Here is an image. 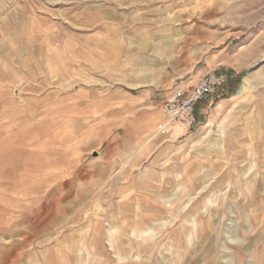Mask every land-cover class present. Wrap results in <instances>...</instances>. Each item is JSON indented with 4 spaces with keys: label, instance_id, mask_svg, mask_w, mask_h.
<instances>
[{
    "label": "rangeland",
    "instance_id": "374dc122",
    "mask_svg": "<svg viewBox=\"0 0 264 264\" xmlns=\"http://www.w3.org/2000/svg\"><path fill=\"white\" fill-rule=\"evenodd\" d=\"M212 56L233 83L190 130L160 136L162 101ZM1 106L8 172L46 130L44 181L36 150L26 188L0 178V264H264V220L236 213L227 188L257 175L264 210V0H0ZM214 176L226 197L192 225L191 194Z\"/></svg>",
    "mask_w": 264,
    "mask_h": 264
},
{
    "label": "bare ground",
    "instance_id": "6f19581e",
    "mask_svg": "<svg viewBox=\"0 0 264 264\" xmlns=\"http://www.w3.org/2000/svg\"><path fill=\"white\" fill-rule=\"evenodd\" d=\"M255 78V75L253 74H249L247 75L243 80H242V83H241V86L239 88V90L237 91V94L234 96V98H238V97H247L249 96V93L250 91L252 90L251 87L253 85V79ZM257 83V82H256ZM167 122V121H166ZM177 127H174L176 126ZM183 130H185V127L182 126V125H179V124H175V125H172L171 126V132L172 134H177L179 132H182ZM208 136V134L204 135L202 137V139L206 138ZM222 141H220V144L218 145V149H221L222 146ZM208 144V143H207ZM208 145H211V144H208ZM212 146V145H211ZM211 150V149H210ZM264 159V158H263ZM258 167V163H256V161L254 160L253 163L250 164L249 166V170H251V168H257ZM261 168L264 169V162H262V166ZM233 169L235 171L236 170V167H233ZM261 169V170H263ZM205 179V178H203ZM202 179V180H203ZM261 181L263 183V186H264V176H262L261 178ZM210 181V185L209 186H203L200 190H198L196 193H192L191 195L195 194V195H199V198L194 202V204L191 205L189 211H187L185 213V217L188 218V216H193L192 220H189L191 221L192 225L195 224V215H204V214H207L209 213L210 211V196H213L216 192H219L220 193V196H221V199L223 197H226V193H222V188H223V184L224 182H227L224 178H221V179H218V177L214 176L212 178L209 179ZM247 181L248 179H246L245 181L243 179H241V177H235L234 178V182L233 184L232 183H228L227 185V188H230L232 187V190L228 192L229 193H233V192H238V195L240 197L243 198V201L240 202L239 204H236L235 205V211L236 213H238L239 215H241V213H243L246 209L248 208H251V211L249 212L250 215H253V218L254 220H258L259 223H261L263 220H264V210H263V204L261 201H259V196H260V191H262L261 189L258 190L257 187H256V182L258 181V178H257V175L253 178V184L252 185H248L247 184ZM261 183V182H260ZM192 184V183H191ZM190 185V184H189ZM186 191V190H185ZM227 194V195H228ZM189 196H191L190 194H188ZM226 199V198H225ZM192 200V199H189V201ZM237 200V199H236ZM222 203V202H221ZM201 204V207L198 209V205ZM223 205V204H222ZM222 208V207H221ZM260 210V211H258ZM219 211V210H218ZM225 211L223 210L222 214L224 215ZM190 219V218H189ZM213 223V222H212ZM136 225V223H134ZM199 224V223H197ZM196 224L195 227H198ZM191 225V226H192ZM200 226H201V223H200ZM135 227V226H134ZM194 227V228H195ZM203 228V227H202ZM132 231V230H131ZM199 231V229L197 230H193L192 231H189V233L187 234L186 236V239H187V242H191V237L193 235H197V232ZM208 234H206V239L209 237L210 233H211V229L209 227V230H208ZM206 232V231H205ZM142 233H145V231L143 230H140L138 233H136L137 236H141ZM200 233L203 234L204 231L202 229H200ZM111 234V231H108L107 235H108V238ZM135 235V234H134ZM247 235H249L247 233ZM136 236V237H137ZM135 237V236H134ZM194 237V236H193ZM205 239V238H204ZM205 239V240H206ZM185 240V239H184ZM195 240V239H194ZM192 245V244H191ZM194 246V245H193ZM242 246V245H241ZM249 244H246V246L243 247L244 250H247L249 248ZM197 248V247H196ZM213 249V248H212ZM181 262L183 264V256H181ZM47 260V259H46ZM59 261V260H58ZM48 262V261H47ZM177 262V261H176ZM189 262V261H188ZM179 263V264H180ZM185 263V262H184ZM53 264V263H52ZM236 264H244L243 261L239 258L238 256V260H237V263Z\"/></svg>",
    "mask_w": 264,
    "mask_h": 264
},
{
    "label": "crops",
    "instance_id": "0c3cea01",
    "mask_svg": "<svg viewBox=\"0 0 264 264\" xmlns=\"http://www.w3.org/2000/svg\"><path fill=\"white\" fill-rule=\"evenodd\" d=\"M223 59L219 56L216 58V56H212L209 60H207L205 62V64L201 67V69H198L197 71L194 72V74H192L190 76V78L188 79V81L185 84V88L181 89L179 91H175V92H182V93H188L190 92L198 83V81L204 77L205 75L209 74V73H213L217 76H225L226 78H224V83L222 85V87L219 90H223L225 89L226 86H228L229 84H232L234 81L235 77V72L231 73L230 71H228V68H226L228 65L225 64L226 66H222L224 65L223 63ZM232 68V67H230ZM219 90L217 92H219ZM175 92L171 93L168 97L165 98V100H163L162 102L164 103L170 96H172ZM157 102H161L159 101V96L157 94H153V103H157ZM161 102V103H162ZM207 102V101H205ZM204 102V103H205ZM6 106V105H5ZM5 106H1L0 108V121L1 119L5 116V114L2 113V109L5 108ZM200 109L202 110V108L200 107L198 109V113L196 110H194V116L197 118V116L200 114ZM39 111H44V109H40ZM39 112V113H41ZM45 126H40L38 125L37 128V132L40 134L41 136L38 137V143L36 147H33V149L31 150V147L29 146L30 144L24 145L22 146L20 149V154L22 155V161H21V170H23L21 172V174L19 173H10L7 170L11 169L9 168L8 165L12 166L14 164V162H12V158L14 156L15 150L13 148L14 144L12 143V141L10 140H0V164L2 165V167H5L7 165L6 169H3L2 167H0V178H3V176L6 174L8 175V177L10 179H12V183L13 184L15 181H17L22 188H26L24 185H26V183L29 180V174L26 172L27 171V166L29 165V160H30V154L33 153V151L36 150V153L34 152V154H37V160L35 161L37 164V179L44 181L45 179V166H44V160L40 157H42V155H45V153L43 151V145L45 144V137H44V133H45ZM9 157V158H8ZM8 158V159H7ZM11 158V160H10ZM6 160V162H5ZM8 160H9V164H8ZM35 164V163H34ZM0 165V166H1ZM13 167V166H12ZM2 169V170H1ZM26 172V173H24ZM2 186V185H1Z\"/></svg>",
    "mask_w": 264,
    "mask_h": 264
},
{
    "label": "built area",
    "instance_id": "2783aa9c",
    "mask_svg": "<svg viewBox=\"0 0 264 264\" xmlns=\"http://www.w3.org/2000/svg\"><path fill=\"white\" fill-rule=\"evenodd\" d=\"M223 83V77L209 73L202 77L190 92H175L162 104V113L167 122L157 127V133L160 136L170 135L171 126L175 124L184 126L185 131L194 127L196 125L195 106L215 95Z\"/></svg>",
    "mask_w": 264,
    "mask_h": 264
}]
</instances>
